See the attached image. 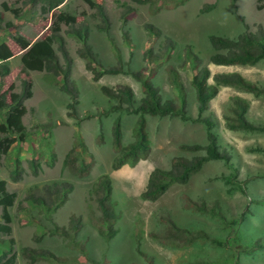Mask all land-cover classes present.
Masks as SVG:
<instances>
[{"label":"rangeland","instance_id":"obj_1","mask_svg":"<svg viewBox=\"0 0 264 264\" xmlns=\"http://www.w3.org/2000/svg\"><path fill=\"white\" fill-rule=\"evenodd\" d=\"M59 17L67 18V22ZM69 18L72 23H68ZM52 24L58 28L52 39L55 75L22 72L20 58L24 50L15 39L21 38L29 46L51 37ZM146 25L157 33L147 32ZM258 27L264 31V0H61L52 10L44 0H0V63L8 69V74L0 78V96L5 104L0 110V124L15 106L24 108L22 140L6 132L5 137L14 142L0 156V181H4L6 192L15 195L12 206L6 209L10 232L0 234V253L12 239L11 264H30L20 256L23 247L46 250L62 259L32 264H145L134 251L133 234L138 231L140 250L152 256L156 264H232L231 251L224 247L177 239L167 224L157 221L156 217L162 215L180 228L201 230L221 242L231 235L229 245L240 250L249 248V254L238 256L237 264H264V247L251 248L255 242L264 243V132H228L224 128L223 118L230 117L232 107L227 97L234 95V90H223L200 115L211 114L213 119L211 111L219 114L216 117L220 124L215 122L212 132L229 153L230 161H209L186 184L171 185L153 199L142 196L149 172L154 168L167 170L173 157L202 155L201 151L182 152L178 146H205L204 126L177 118L144 116L149 154L133 167L113 171L112 121L116 116L120 119V143L124 146L133 140L136 116L109 113L114 101L99 91L101 86H127L136 104L142 93L139 83L128 73H151L150 82L161 101H175L168 78V68L172 67L186 96V112L194 119L193 70L206 66L210 76L221 74L207 61L213 52L207 38L234 39L245 32L255 33ZM77 30L86 31V44L94 55L96 70L119 67L123 74L92 81L86 62L77 55L83 46L74 34ZM4 51L9 56L5 60ZM192 56L200 64L195 65ZM67 66L77 89L76 103L63 92L62 73ZM236 67H242L249 76L247 81L264 88V61ZM207 83L212 84L211 78ZM248 95V118L253 121L249 122L264 127V98ZM69 103L72 109L67 108ZM255 148L261 152H251ZM70 150L76 162L90 164L87 176L78 178L64 169L62 162ZM101 175L109 179L116 215L113 223L101 218L95 202L93 185ZM61 185L68 187L62 199L56 197ZM30 196L43 197L46 206L58 200L48 210L30 202ZM190 201L207 205L216 202L221 219L198 213L189 206ZM70 216L79 218L73 239L49 235L55 227L69 231ZM109 225L114 231L112 238H107Z\"/></svg>","mask_w":264,"mask_h":264},{"label":"trees","instance_id":"obj_2","mask_svg":"<svg viewBox=\"0 0 264 264\" xmlns=\"http://www.w3.org/2000/svg\"><path fill=\"white\" fill-rule=\"evenodd\" d=\"M44 2L47 4L48 10H52L61 3V0H44ZM96 7L98 12L101 13V7L99 5H96ZM101 15L103 16L104 14L101 13ZM59 20L67 22V18L59 17ZM68 21V23H72L73 19L69 18ZM241 23L243 24V27L246 28V25L242 21ZM52 26L51 37H45L42 40L35 41L29 46L23 39H15L18 47L21 50H24L20 58L22 72L45 71L51 76L55 75L53 65L56 61V56L52 48V39L56 38L58 28L54 24H52ZM145 29L151 34H153V32L154 34L157 33V31H155L150 25H146ZM74 34L80 39V41H82L83 46L77 52V55L80 59H83L86 62L85 69L91 74L92 81H97L104 75L113 76L123 74L119 67H108L96 70L94 55L91 53L88 45L86 44V31L77 30ZM207 41L213 51L207 59L208 63L211 65L253 66L259 61H264V31L261 27H258L255 33L245 32L239 34L234 39L220 36H209ZM59 49L61 50L62 56L66 59L65 52L62 50L61 46ZM4 53L5 55L3 59L5 60L9 56L7 51H4ZM192 59L195 65L200 64V61L197 58L192 56ZM7 74L8 69L6 64L1 62L0 78H3ZM128 74L139 83L140 91L142 93V98L136 104L132 99V92L127 86H116L114 89L107 88L105 86H101L99 88L102 95L114 101V104L108 109L109 113L124 112L126 115L136 116L133 126V140L124 146L120 143V119L116 116L112 121L110 128L111 148L115 153V156L111 160V170H118L122 166L133 167L137 162L144 160L149 154L150 147L149 140L145 132L144 116L177 118L182 122H199L204 126L205 139L207 141L205 146L195 144H182L178 146L179 150L182 152L196 153L201 151L203 152L202 155L192 156L189 159L184 157H173L170 160V165L167 170L159 168L152 169L147 176L146 184L142 192V196L146 199H153L157 197L171 185L186 184L188 179L196 174L203 164L209 161L220 160L225 163L230 161L229 153L225 150V148L221 147L217 143L216 135L212 132L215 126L214 118L212 119L211 114H207L203 117L200 116L209 108V102L216 96L218 86H233L255 98L259 96L264 98V88L257 87L254 83L245 80L237 73H221L210 76L209 70L206 66L195 67V70H193L192 73L191 83L194 92L197 116L192 119V117L186 112V96L183 91V87L172 67L168 68V78L169 83L175 92V101H161L157 89L150 82V77L152 76L151 73L148 76H143L141 72H130ZM209 78H211L212 84L207 83ZM62 80L64 86L63 92L69 96L72 103H76L77 89L70 79V67L67 66L63 70ZM27 94L29 93H25V95ZM230 101L232 105L230 117L223 118L226 130L231 132H264V127L252 124L246 120L244 115L247 110V103L245 100L234 97L231 98ZM4 108L5 104L3 98L0 96V110H3ZM67 108L72 109V105L69 103ZM23 114L24 108L17 105L7 112L4 124H0V156L6 154L9 147L14 142L13 138L7 139V137H5L6 132L17 135L18 140H22L24 128L21 124V118ZM97 140H99V142L101 141L100 134L98 135ZM252 151L261 152L258 148L251 150V152ZM62 165L69 174L78 178L87 176L90 170V164L82 165L81 163L75 161L72 150L65 155ZM12 178V180L15 181L16 177ZM43 189L46 190V192L48 191L47 186L43 187ZM67 191L68 187L66 188L64 185H61L56 191V197H60L61 199L64 198ZM93 191L96 195L95 202L101 218L105 221L113 223L116 219V215L113 211V203L110 199L111 188L109 179L106 175H101L96 180L93 185ZM29 198L31 199L30 202L32 201L33 204H37L48 210L55 207V203H57L58 200L55 198L52 203L46 206V202L41 196L36 198H32V196H30ZM14 199L15 195L13 193L6 192L4 181H0V219L2 221V223H0V234L2 235H8L10 232L8 226L10 217L6 209L12 206ZM189 206H191L193 210L198 213H207L221 219V214L216 202L207 205L203 201H190ZM156 219L159 223L167 224L173 235L179 240L181 239L186 242L199 240L212 246L224 247L228 249L232 254V264H237L239 255L249 254L248 247H242L240 250L229 245L231 235H228L224 241L221 242L209 237L201 230H187L180 228L175 225V223L168 216L158 215ZM68 223L69 231H66L63 228L55 227L49 235H60L64 238L73 239L79 228V218L70 216ZM113 235L114 231L109 225L107 238H112ZM133 241L134 251L137 256L142 258L145 264H156L152 256L146 255L140 250V233L138 231L133 234ZM12 242L13 240L9 239L4 247L5 251L0 253V264H11L13 259ZM252 247H264V243L258 244L255 242L251 245V248ZM20 256L27 260L30 264L36 262L37 260L51 259L54 261H62V259H58L46 250H34L28 247L20 249Z\"/></svg>","mask_w":264,"mask_h":264},{"label":"crops","instance_id":"obj_3","mask_svg":"<svg viewBox=\"0 0 264 264\" xmlns=\"http://www.w3.org/2000/svg\"><path fill=\"white\" fill-rule=\"evenodd\" d=\"M214 66V65H213ZM216 68L217 72L218 73H237L239 74L242 78H244L245 80H249V76L245 73H243V71L241 70L242 67H236V66H226V67H214ZM218 88H220L218 90ZM226 89H231V90H234V95H230L229 97H227V99L230 101V98H234V97H238L240 99H243L245 101H247L248 103V106H249V102H250V97L248 95V93H245L243 92L242 90H239L233 86H218L217 87V94L215 97H219L223 90H226ZM227 91H225L226 93ZM211 101V100H210ZM210 103V102H209ZM214 118H215V122H217V124H220V120L217 119V117L219 116V114L215 111H211ZM248 112H249V108H247L246 112H245V118L250 121V122H253L251 120H249L248 118ZM217 116V117H216ZM223 126H224V123H223ZM225 128V126H224ZM228 132H231V131H228Z\"/></svg>","mask_w":264,"mask_h":264}]
</instances>
